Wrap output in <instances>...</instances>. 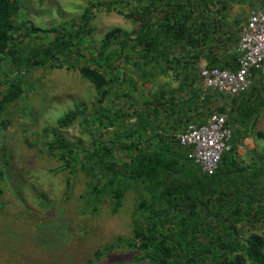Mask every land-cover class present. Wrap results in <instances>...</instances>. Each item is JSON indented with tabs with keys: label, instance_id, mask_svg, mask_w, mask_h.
I'll return each instance as SVG.
<instances>
[{
	"label": "rangeland",
	"instance_id": "374dc122",
	"mask_svg": "<svg viewBox=\"0 0 264 264\" xmlns=\"http://www.w3.org/2000/svg\"><path fill=\"white\" fill-rule=\"evenodd\" d=\"M20 1L19 24L24 19H31L39 28L61 25L76 30L86 9L91 11L92 18L87 35L79 39L82 42L77 46L81 49L79 55L69 50L59 53L52 60L54 67H32L26 62L13 64L7 60L0 63V93L6 92L9 82L19 79L20 75L24 91L0 115V171L3 172L0 176V264H148L145 260L137 261L141 252L130 245L134 243L132 227L142 188L129 189L121 207L115 211L110 196L90 198L89 185H95L97 177L94 179L83 170V151L72 170H63L58 156L47 148L46 143L52 135L45 134L44 128L57 127L60 117L75 105H83L85 114L82 117L69 127L58 129L60 134L83 149L94 141L110 143L114 131L122 133L133 126L140 130L144 125L153 126L157 120L151 112L159 106L157 101L163 102L167 110V113H160L158 120L161 122L174 121L168 113L175 107L192 116L190 122L200 123L211 112L238 107L243 95L236 97L234 102L210 93L209 102L199 99L194 102L195 107L193 102L188 104L193 90L189 84L194 81L195 90L201 87L197 64L207 61L206 57L194 61L180 48L171 49L170 57L177 56L185 62L164 73L165 59L143 60L141 47L134 44L133 35L125 47L114 43L109 49L110 65L104 63V68H99L108 78H114L106 86L108 95L99 103L100 92L83 77L80 68L85 65L95 67L90 57L99 51L108 31L120 28L128 33L138 29L141 24L136 17L129 19L125 14L134 12L136 15L150 0ZM158 3L153 6L158 8L151 7V22H158L164 9ZM258 3V0L233 3L221 30L233 28L239 33ZM207 14L209 12L205 11L199 16L205 18ZM211 16H215V12L209 14ZM22 31L24 33L25 28ZM16 37L25 57L50 45L54 39L53 33L23 36L18 32ZM72 50L76 52V48ZM222 50L220 48L219 52ZM184 66H188L187 70L182 68ZM180 83L184 86L182 91L177 90ZM251 93L254 120H248L244 125L232 123L237 146L245 144L240 153L237 150L236 160L248 169L247 172L263 165L260 156L264 154V137L261 138L259 133L264 134V80L258 74L245 96ZM122 113L126 115L119 118L118 114ZM181 126L179 131L184 128ZM252 144L253 148L248 149ZM128 157L125 151L115 150L117 161ZM96 174H99L97 168ZM261 187L264 191V177ZM237 228L243 238L252 233L262 234L264 221L253 218Z\"/></svg>",
	"mask_w": 264,
	"mask_h": 264
},
{
	"label": "trees",
	"instance_id": "16d2710c",
	"mask_svg": "<svg viewBox=\"0 0 264 264\" xmlns=\"http://www.w3.org/2000/svg\"><path fill=\"white\" fill-rule=\"evenodd\" d=\"M247 1L159 0L158 3L150 0L136 13L137 16L134 12L125 14L129 19L136 17L141 24L139 28L128 33L120 28L108 31L99 51L90 57L98 68L85 65L80 72L100 92L98 102L102 103L109 93L106 86L114 78H108L99 68H104V63L110 65L112 57L109 49L114 43L125 47L133 35L134 44L141 47L143 60L165 59L164 73L173 66H183L185 62L177 56L170 57L174 48L185 51L194 61L205 56L210 66L236 69L241 30L238 33L233 28L227 31L221 29L225 26L224 19L230 6ZM157 3L164 9L159 21L151 22V7ZM21 8L20 0H0V63L7 60L13 64L26 62L32 67H54L52 60L59 53L69 50L79 55L81 49L77 46L82 44L79 39L87 35L92 18L89 9L83 13L82 23L77 29L69 30L61 25L39 28L31 19H24L19 24L17 19L21 16ZM205 11L209 14L215 12V16L207 14L201 18L199 14L203 16ZM22 28H25L24 33ZM18 32L23 36L53 33L54 39L50 45L38 48L25 57L18 47ZM220 48L222 52H219ZM182 68L187 70L188 66ZM21 76L11 80L6 92L0 93V115L23 95ZM181 83L177 87L179 91L184 89ZM193 85L194 81L189 84L193 90L188 104L197 103L199 99L205 102L211 100V94H206L203 99L201 87L195 90ZM246 93L241 94L238 107H230L233 115L230 112L228 123L231 126L234 122L244 125L253 119L252 93L245 96ZM235 98L231 100L235 102ZM156 103L159 106L151 112L157 120L153 126L144 125L142 130L133 126L122 133L114 131L111 144L94 141L83 149L58 130L69 127L85 114L83 105H75L57 120V127L44 128L45 134L52 135L46 143L47 148L51 154L58 156L63 170H72L80 160L79 153L83 151V170L94 179L97 177V183L89 185L90 198L110 196L114 211L121 207L129 189L142 188L132 227L134 243L130 244L141 252L137 261L145 260L148 264H264V233H252L243 238L237 228L253 218L264 221V191L261 187L264 154L260 156L263 165L247 172L248 169L237 163V139L233 132L231 149L223 154L218 170L207 175L188 158V149L180 145L176 137V133L184 130L193 117L181 108L172 107L168 116L174 121L163 123L158 117L163 111L167 113L166 106L160 101ZM159 107H162L161 111ZM224 110L221 108V111ZM125 115L118 114V117ZM110 124H113L111 120ZM181 125L184 128L179 131ZM259 136L263 138L264 134L259 133ZM115 150L125 151L129 157L119 162L115 159ZM96 168L99 174H96ZM0 176H3L1 171Z\"/></svg>",
	"mask_w": 264,
	"mask_h": 264
},
{
	"label": "built area",
	"instance_id": "2783aa9c",
	"mask_svg": "<svg viewBox=\"0 0 264 264\" xmlns=\"http://www.w3.org/2000/svg\"><path fill=\"white\" fill-rule=\"evenodd\" d=\"M258 2L239 34L237 68H220L210 66L206 61L198 62L203 99L208 93L233 99L249 90L255 75L264 80V0ZM230 112V107L211 112L203 122H190L184 130L176 133L179 144L188 149V158L207 175L218 170L223 154L231 149Z\"/></svg>",
	"mask_w": 264,
	"mask_h": 264
},
{
	"label": "crops",
	"instance_id": "0c3cea01",
	"mask_svg": "<svg viewBox=\"0 0 264 264\" xmlns=\"http://www.w3.org/2000/svg\"><path fill=\"white\" fill-rule=\"evenodd\" d=\"M244 145H245V144H240V145L237 146V150L239 151V153H240L241 149H244V148H245ZM252 146H253V144H252L250 147H248V149L251 148ZM252 148H253V147H252Z\"/></svg>",
	"mask_w": 264,
	"mask_h": 264
}]
</instances>
